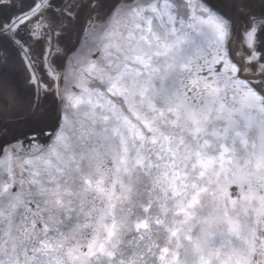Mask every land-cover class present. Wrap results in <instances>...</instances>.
Segmentation results:
<instances>
[{
  "label": "snow or ice",
  "instance_id": "snow-or-ice-1",
  "mask_svg": "<svg viewBox=\"0 0 264 264\" xmlns=\"http://www.w3.org/2000/svg\"><path fill=\"white\" fill-rule=\"evenodd\" d=\"M0 97V264H264V0H0Z\"/></svg>",
  "mask_w": 264,
  "mask_h": 264
},
{
  "label": "flooded vegetation",
  "instance_id": "flooded-vegetation-1",
  "mask_svg": "<svg viewBox=\"0 0 264 264\" xmlns=\"http://www.w3.org/2000/svg\"><path fill=\"white\" fill-rule=\"evenodd\" d=\"M57 2L59 3L60 0H57ZM12 75L18 85L20 102L26 104L27 101L31 98V88L25 83V73L22 68L17 66L12 70ZM3 104L4 100L2 97H0V110H2ZM15 122L16 121H14L11 114H9L7 118H5L3 111H0V123L13 124ZM53 122L54 121L50 120L42 124H24L21 128V131L27 132L29 136L36 135L41 140H44L46 138L47 133L51 131ZM41 129H43L44 135H41Z\"/></svg>",
  "mask_w": 264,
  "mask_h": 264
},
{
  "label": "rangeland",
  "instance_id": "rangeland-1",
  "mask_svg": "<svg viewBox=\"0 0 264 264\" xmlns=\"http://www.w3.org/2000/svg\"><path fill=\"white\" fill-rule=\"evenodd\" d=\"M215 1V0H214ZM216 3H221L222 2V0H217V1H215Z\"/></svg>",
  "mask_w": 264,
  "mask_h": 264
}]
</instances>
